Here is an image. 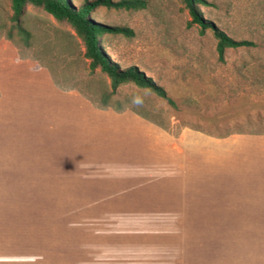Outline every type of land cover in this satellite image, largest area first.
<instances>
[{
	"label": "rangeland",
	"instance_id": "rangeland-1",
	"mask_svg": "<svg viewBox=\"0 0 264 264\" xmlns=\"http://www.w3.org/2000/svg\"><path fill=\"white\" fill-rule=\"evenodd\" d=\"M82 1L71 3L77 9ZM110 1V5L99 3L90 17L127 32L106 31L102 35L104 51L121 68L137 67L151 77L176 106L132 83L120 84L113 98L152 111L149 117L156 124L130 109L117 112L96 107L100 95L112 90L110 81L98 68H89L83 44L68 23L28 4L19 17L28 36L21 35L11 19V0H0L1 52L37 61L49 71L53 86L87 100L99 115L95 125L83 124L78 134L75 142L81 144L80 154L68 152L67 143L64 187L60 192L50 188L42 222L35 210L28 232L59 236L53 238L59 242L51 244H59L60 256L70 261L88 256L85 246L103 243V239H129L109 243L139 244L135 255L149 259L169 256L175 245L184 243L175 241L184 235L264 234V195L226 194L214 200L218 195L200 194L196 202L177 203L168 185L165 189L152 182L148 186L147 179L139 184L126 177L128 173H111L103 166L106 158L116 156L139 159L128 147L125 152L120 150L123 134L116 124L131 125L132 116L144 121L150 145L152 141L163 143L160 132L177 137L192 130L214 138H233L264 131V0L195 3L201 19L236 40L252 43L227 49L224 61L218 60L212 30H201L182 0H146L145 7H138L137 2L128 7L116 5L122 0ZM108 122L115 125L113 132L109 130L113 133L110 142L106 141ZM75 155L82 160L78 171L72 162ZM144 157L153 163L151 154Z\"/></svg>",
	"mask_w": 264,
	"mask_h": 264
},
{
	"label": "crops",
	"instance_id": "crops-1",
	"mask_svg": "<svg viewBox=\"0 0 264 264\" xmlns=\"http://www.w3.org/2000/svg\"><path fill=\"white\" fill-rule=\"evenodd\" d=\"M132 117L131 125L116 124L123 134L119 148H129L139 159L106 158V171L128 173L139 184L147 179L148 186L168 185L177 203L196 202L200 194L218 195L214 200L226 194L264 195V134L214 138L192 130L177 137L160 132L163 143L150 145L144 121ZM96 119L87 100L53 86L47 68L0 50V264H264V234L184 235L169 256L149 259L135 255L139 244L109 243L129 239H103L85 246L88 256L70 261L60 256L59 244H51L59 236L28 232L35 210L42 222L50 188L64 187L67 143L68 152L80 154L78 134ZM114 126L106 125V141ZM149 154L153 163L144 159ZM76 155L72 162L78 171L82 160Z\"/></svg>",
	"mask_w": 264,
	"mask_h": 264
},
{
	"label": "trees",
	"instance_id": "trees-1",
	"mask_svg": "<svg viewBox=\"0 0 264 264\" xmlns=\"http://www.w3.org/2000/svg\"><path fill=\"white\" fill-rule=\"evenodd\" d=\"M191 14L192 21L197 23L201 30L210 28L214 37L217 40L216 52L219 61H224L225 52L230 48H239L252 46V43L248 40H236L228 36L224 31L215 27L212 23L204 21L198 16L197 7L195 3L199 0H182ZM137 2L138 7H145L146 0H122L116 5L123 6L127 4L131 7L133 3ZM110 5V0H84L78 8L75 9L71 0H11L12 15L11 19L15 22V27L18 29L21 35L28 36L27 30L20 24L19 17L23 13L26 5L31 4L36 7L42 8L45 12L49 13L54 19L58 21H65L74 30L76 35L80 38L83 44V55L89 60V68L94 70L98 68L104 73L110 81L112 90L110 92H103L98 100L95 102L96 107L100 109L112 108L117 112H123L126 109L132 110L137 115L148 119L156 124L153 119H150L152 111H145L141 106L131 103L129 100H121L113 98L116 88L120 84L132 83L137 87L147 89L154 93L156 96L165 100L168 104L175 107L173 99L167 94L166 90L157 84L151 77L144 75L137 67L121 68L118 63L113 61L104 51L102 45V35L106 31L127 32L126 28L111 27L99 21H96L94 17H90V14L94 12V8L99 4ZM137 7V6H136ZM7 39L12 41L10 36ZM17 47V45H16ZM18 49V47H17ZM19 50V49H18ZM20 52V50H19ZM237 133H243L239 131ZM249 134H264V131H251L246 132ZM226 135H219L224 137Z\"/></svg>",
	"mask_w": 264,
	"mask_h": 264
},
{
	"label": "clouds",
	"instance_id": "clouds-1",
	"mask_svg": "<svg viewBox=\"0 0 264 264\" xmlns=\"http://www.w3.org/2000/svg\"><path fill=\"white\" fill-rule=\"evenodd\" d=\"M137 103H139L140 101H136Z\"/></svg>",
	"mask_w": 264,
	"mask_h": 264
}]
</instances>
